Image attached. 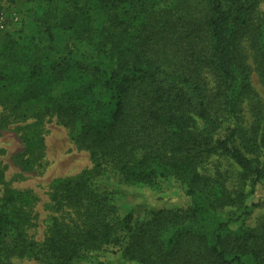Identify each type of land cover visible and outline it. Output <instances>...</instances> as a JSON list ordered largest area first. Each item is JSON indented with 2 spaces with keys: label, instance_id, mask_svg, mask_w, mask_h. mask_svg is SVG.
<instances>
[{
  "label": "trees",
  "instance_id": "1",
  "mask_svg": "<svg viewBox=\"0 0 264 264\" xmlns=\"http://www.w3.org/2000/svg\"><path fill=\"white\" fill-rule=\"evenodd\" d=\"M43 1L34 21L48 46L0 35V105L22 125L26 168L44 146L47 117L70 131L92 166L52 182L41 242L29 234L35 196L7 186L0 171V264H264V225L256 231L244 219V188L264 181V162L249 154L264 147L251 82L254 71L264 81L263 0ZM56 31L108 65L74 64L55 47ZM73 68L85 79L53 95ZM222 158L239 169L232 190ZM162 183L190 206L137 216L117 204L122 185L157 191ZM234 207L241 214L225 218Z\"/></svg>",
  "mask_w": 264,
  "mask_h": 264
},
{
  "label": "rangeland",
  "instance_id": "2",
  "mask_svg": "<svg viewBox=\"0 0 264 264\" xmlns=\"http://www.w3.org/2000/svg\"><path fill=\"white\" fill-rule=\"evenodd\" d=\"M46 7L47 4L43 0H16L14 3L1 0L0 13H3L8 20V29L4 32H10L26 43L33 41L39 46H48V36L34 21V12ZM260 9L264 11V0ZM54 36L55 47L71 53L70 56L74 64L79 61L87 68L92 67L95 62L108 65V62L102 56H98L88 44L78 42L71 35L57 31ZM250 62L252 61L250 60ZM75 69H72L68 79L50 89L53 95L61 96L85 79L84 76L78 75ZM251 82L264 112V81L254 71L251 73ZM37 109L39 107H32V111ZM244 115L246 120L250 121L251 115L248 106H244ZM7 116V110L0 105V171L4 172V182L7 186L30 191L35 196L36 202L33 208L35 220L29 234L34 240L41 242L47 233V225L51 216L49 192L52 182L57 178L73 176L83 170L90 169L92 162L89 153L74 144L70 131L55 117H47L39 127L44 138V146L39 153L30 156L33 167L26 168L25 160L29 156L23 143V131L19 127L22 125L18 120L7 119ZM228 129L229 125L226 124L222 129V134H228ZM249 154L254 160L264 162V147L259 154ZM221 172H224L223 175L228 178L227 186L229 190H232L238 183L239 169L230 160L222 158ZM119 190L117 204L121 207L122 212L132 211L137 216L147 210L187 208L191 204L180 190L168 183H162L161 189L157 191L126 185H122ZM244 190L247 193V195L244 194L245 204L250 206V214L244 216L246 225L253 230L261 231L264 225V181L258 184L255 189L247 186ZM0 191H2L1 184ZM241 212L242 209L234 207L227 208L222 214L225 218L234 219ZM240 228V223L231 225L233 232H237ZM15 264L40 263L26 259L16 261ZM248 264H255V262L248 259Z\"/></svg>",
  "mask_w": 264,
  "mask_h": 264
},
{
  "label": "built area",
  "instance_id": "3",
  "mask_svg": "<svg viewBox=\"0 0 264 264\" xmlns=\"http://www.w3.org/2000/svg\"><path fill=\"white\" fill-rule=\"evenodd\" d=\"M8 29V20L3 13H0V33Z\"/></svg>",
  "mask_w": 264,
  "mask_h": 264
}]
</instances>
